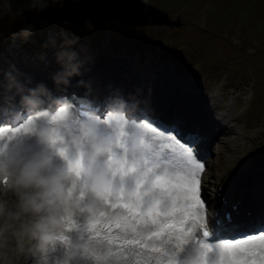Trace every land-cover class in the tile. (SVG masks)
Returning <instances> with one entry per match:
<instances>
[{
	"label": "rangeland",
	"instance_id": "obj_1",
	"mask_svg": "<svg viewBox=\"0 0 264 264\" xmlns=\"http://www.w3.org/2000/svg\"><path fill=\"white\" fill-rule=\"evenodd\" d=\"M62 1L0 0V35H4L2 39L0 37V61L6 63L5 68L0 67V71L3 69L13 77L16 76L15 72H20L21 78H24L22 81L25 82L35 76L39 68L48 69L58 65L70 67L72 71L83 70L93 73L97 67L99 69L98 62L100 65L101 61H105L108 64L107 68L114 75L125 72V67L130 66L145 69V77L156 75L157 79L167 78L170 85L168 91L174 87L180 89L186 79L192 85L189 91L196 98L198 97V100L204 94L210 97L203 115L215 120L218 115L226 116L228 111L229 115H232L230 120L227 118V122L238 131L231 133V136L220 135L219 139L212 143L214 154L209 161L214 166L211 168L207 189L213 194L216 183L213 186L210 182L221 169H226V165L229 166L226 163V155L233 153L236 145L239 149L243 148L245 144L241 137L256 132H263L264 136V114H262L264 112V0H189L190 3L186 0H145L161 4L169 11L172 19L179 18V23L172 31L167 27L165 32L163 28L159 31L156 28L160 26L159 24L145 25L152 27L143 30L157 36L159 34L153 48L137 45L130 47L127 42L115 38L119 20H106L102 30H95L86 25L87 19L48 21L39 13L41 9L57 6ZM207 1H211L212 4L209 6ZM179 11L181 14L177 16ZM79 13L77 11L74 14L81 15ZM59 15L63 14L55 11L54 16L59 17ZM63 21L67 22L65 24L71 28L70 31L64 27ZM119 28L122 27L118 25V30ZM79 29L82 30L80 38L76 33L80 31ZM169 31L171 32L167 36L172 35L173 38L178 34L183 39H187L188 33L189 40L182 41L183 45H180L181 52L178 57L166 55L167 46L174 48L163 38L164 33ZM34 32L42 41L41 47L31 39ZM9 37H11L10 41L5 42ZM124 46H127L132 53L130 54ZM72 51L74 53H71ZM154 58H158L159 62L152 60ZM17 61L26 62L27 66L21 67ZM32 70L33 74H31ZM8 81L9 79L2 80L0 76L2 88L8 84ZM249 81L250 84H246ZM190 92L186 90V94L182 96L183 100L188 94L192 96L189 98L190 101L195 98ZM195 104L197 107V101ZM235 138L236 140H233ZM262 143V141L258 142L257 147ZM248 144L250 142L246 143ZM245 153L246 156L250 154L249 150ZM258 155H264V150L256 149L252 152L245 159L246 165H240L242 158H239L234 166L229 168L236 171L240 165L234 176L235 183L236 179L239 181L236 175L241 177V173L238 172L249 168L259 169L260 174L264 176V159L260 162L253 160ZM226 176L227 180L224 177L225 182H222L224 185H228L233 180L228 170ZM257 179L263 181L262 177ZM239 182V186L243 185L242 181ZM15 209L16 205L13 206L12 211L14 212ZM20 251L17 241L12 239L9 244L11 263L24 264ZM120 262L122 261H118V264Z\"/></svg>",
	"mask_w": 264,
	"mask_h": 264
},
{
	"label": "bare ground",
	"instance_id": "obj_2",
	"mask_svg": "<svg viewBox=\"0 0 264 264\" xmlns=\"http://www.w3.org/2000/svg\"><path fill=\"white\" fill-rule=\"evenodd\" d=\"M136 12L145 13V14L148 13L147 15L149 17L161 18L160 13L155 12L150 8H147V10L142 11L141 9H139L138 6H136ZM20 65L25 66L26 64L24 62H21ZM20 69L22 70V68ZM15 73H16V77L18 78L22 77V74L20 72H15ZM77 73H78L77 71H72L68 73L66 71L65 76L73 77ZM3 75H4V71H0V76H2V80H3ZM103 78L105 81L112 82L116 77H113L111 74H107V75H103ZM9 79L10 81L8 82H12V86L16 88L18 86L16 79L12 76H9ZM2 87H3L2 83L0 82V88ZM185 94L186 91L183 92L178 91L177 93L173 94V96L175 97L174 102L177 100H181V102H179L178 105L176 106V109L179 106H181V103L184 101L182 96ZM152 96L154 98L156 94L152 92ZM30 99H32L31 100L32 102L37 101V98L35 97L34 98L31 97ZM193 101H196L195 98H193L190 102H187L186 104L187 109L191 107V103ZM174 102L170 105L168 112L165 113V117L168 118L169 120H179L183 117V114L173 111L172 108ZM152 104L153 106L160 108L157 101H154ZM194 107L197 108L195 105ZM113 118H116V116L113 115ZM117 118L120 121L125 122L123 118L121 117H117ZM199 118L201 120H204L205 116H201ZM36 122H37L36 120H31L29 122L30 125L27 126L25 132L19 134L10 135L11 132L8 131V129L1 127L0 135L6 132L8 133V135L0 139V153L4 157V159L7 160H10L11 158L14 157L19 158L20 165L19 167H17L19 171H21L26 165L33 164L38 166L40 174L43 178L48 179L49 181H53V180L60 181V186L62 187V195L64 199H62L61 201H59L61 198L57 200V204L59 205V207L55 208L53 213L54 215H56L57 219L61 221V224L59 226L54 227L55 232L66 231V233L60 234V236H62L61 241H63L64 243L65 241H67L68 235L73 234L71 240L69 241V245L72 248H74L75 255L82 257L88 262L96 260L97 257H104L105 256L104 250L106 247L111 246V244L113 246H116L115 245L116 241L121 242V240L125 238V235L118 230L119 226L118 228L114 226L115 223H117L118 225L127 224L129 228L132 227L130 221H127L126 217L112 218L109 220L108 223H104L100 226L96 224V222H98L97 219L98 212L100 210L108 211L107 207H109V205L101 203V201H103L104 198H108L111 200V197L115 196L116 197L115 204H117V202H125L122 199V197L127 195L128 197L127 202L131 203L133 200V194L137 193L138 189L136 191H131V190H133L136 187V183L140 179L141 175L147 177L152 172H156L157 175L153 178V183H155V181L157 180L165 181V182L171 180L172 183L175 185L177 181L183 184L184 177L189 171L192 170L190 167L186 165H178L175 162L166 158L157 159L152 155H146V154L137 155L133 157L132 165L129 166V167L132 166L133 168H137L136 172H129L127 176H123L118 179L116 178L114 182L115 183L117 182V186H113L110 183H105L104 184L105 190L96 193L94 195L87 194L89 190L85 189L84 182H86V185H90L92 187L93 185L100 184L97 182V180L112 181L109 180L110 178L109 170L111 169V165L109 162L112 160L109 158H104L105 166L99 165L100 159L97 154L92 155L93 151L91 150L90 144L84 138H82V136H78L72 132H69L67 135H65V139L59 140L58 144L60 145V147L54 148L53 146L48 145L45 142L36 143V138L33 135L37 133H34L33 129L30 130V127L32 125H35ZM213 123L218 124V126L220 125L229 126L226 123V116L223 114L218 115L216 119L210 124ZM223 130H224L223 127L220 126L219 130L213 133L217 134L218 132ZM131 132H132V137L123 135V137L120 138V141H125L127 139L133 142L136 141L141 136H143V135H139V136L137 135V133L139 134L141 133V129L139 128L136 129L132 128ZM105 134L108 133L105 132ZM209 135H211V133ZM13 136H15V138H13ZM24 137H25V141L22 142ZM61 147L64 149L65 154L68 155L69 158L72 160L73 167H75V161L81 159V153L83 154V159L87 161V163L89 157H91L92 160L95 162V165H92L90 170L87 171L83 170L84 175L86 177L85 181L84 179H79V178L74 181H71L69 179V174L72 173L73 171L70 170V168L68 167L65 157L61 156L60 154ZM120 154L122 155V153ZM123 158L124 156L122 155V159ZM145 166L147 167L146 170L144 171ZM162 169L163 171H161ZM238 174H240L241 176L245 174V178L244 180H242L243 185L241 184V186L245 187V191L242 192V194L240 195L241 202L245 207L252 209V214L247 215L243 210H239L236 211L234 215L236 221H240L243 219L245 220L246 218L249 219L256 218L249 225L250 228H256L257 226L261 225V223L264 222V212L262 211L264 207H261L263 205L262 201H264V176H262L259 172V169L256 170V168H249L247 170L238 172ZM203 177L204 180L207 179V176H205L204 174ZM236 177L239 178L237 175ZM261 177L263 179L262 182L257 179ZM13 179H15V174L13 175ZM236 183L239 184L240 182L237 181L236 179ZM121 186L123 187L118 188ZM141 186H142V182H141ZM27 190H28V194L30 195H34L38 191H44V189H38L36 187H32ZM2 195H3L2 191L0 190V197ZM180 199H183L182 195L180 194H178L176 197H173L172 202L169 204L167 208V211H163V212H161L160 208L157 207V204L155 203L154 210L157 212H161V215L163 217L175 218V220L180 222L182 225L188 226V222L191 221L190 207L188 208L184 204H179L177 206L176 201ZM243 200L245 203H243ZM64 201H66V203ZM212 204H215L214 201L212 202ZM220 205H223V203L220 202ZM113 207L115 209V206ZM199 212L202 213V207ZM180 213H182V215H180L179 218H177L178 214ZM169 220H173V219H169ZM106 236L111 237L110 242L106 241L105 239ZM141 240L150 242L149 244H162L163 242L166 241V240L163 241L164 238L162 236H156V235H153L151 237L144 236ZM138 244L141 245L139 240H138ZM34 246L38 247L37 241H35ZM234 246L235 245H231L229 250L224 254H220V256L223 259L228 258L229 255L231 254L232 247ZM249 247L253 249L264 248V241L253 242L249 245ZM139 248L141 249L142 252L145 253V256L141 259H145L148 264H154L153 261H149L151 256L150 253L145 249V247L140 246ZM159 251L161 252H159L158 255L164 256L165 253H170L173 252L174 250L170 249L169 247H166L165 250H159ZM34 254L36 256V261H37L39 258L37 255L41 254V252H38V254L36 253ZM62 258L65 261H67L68 264H80L76 261L74 255L70 257H62ZM116 259H117V254L114 253V257L112 258V261H115ZM170 260H174V259H170ZM174 261H175L174 263H169L167 260L163 262V264H176V260ZM42 262H43L42 264H55L50 255L43 256Z\"/></svg>",
	"mask_w": 264,
	"mask_h": 264
},
{
	"label": "snow or ice",
	"instance_id": "obj_3",
	"mask_svg": "<svg viewBox=\"0 0 264 264\" xmlns=\"http://www.w3.org/2000/svg\"><path fill=\"white\" fill-rule=\"evenodd\" d=\"M105 115L106 113H101L102 118ZM22 127L23 126L12 128L10 135L19 132L20 128ZM13 138H15V136H13ZM187 141L188 143L183 142V151L189 152L191 154L192 150L195 149V145L198 143V138L196 136H191L187 138ZM53 147H60V145L54 143ZM60 154L61 156L65 157L70 170H72L74 174L79 173V179L85 180L86 177L84 175L83 170L86 168V162L83 159V154L81 153V159L75 161V167H73L72 160L69 158L68 155L65 154L64 149L62 147L60 148ZM109 163L111 165L112 172L115 173V177L127 176L129 172L137 171V168H133L132 166L129 167L128 162L126 161L124 168L120 171H117V169L119 168L118 164L112 163V161H110ZM146 167L147 166H145L144 171L146 170ZM189 167L192 170L189 171L184 177L183 184L177 181L174 185L171 180L167 182L157 180L155 181V183H153V178L157 175V173L152 172L147 177L141 175L140 179L136 183V187L131 190L136 191L138 189L137 195L131 203L127 202V195L122 197L125 202L122 204H118L116 211L113 212L112 215L114 216L119 213L126 217L127 221H130L132 226L131 228H129L127 224H121L118 228V230L125 235V238L127 239L129 245H134L138 241L136 230L152 232L154 229H158L161 223L165 222V218L161 215V212L167 211V208L172 202L173 197H176L178 194L182 195L183 199L176 201L177 206L179 204H184L186 207L188 205H192L195 207L196 212H199L202 206L207 207L212 203L211 197L210 195H208V190L204 187V177L203 172L201 171L203 165L197 163L195 165H189ZM161 171H163V169ZM109 180H112L114 183L112 175ZM122 187L123 186L118 188ZM111 200L112 203H116L115 196L111 197ZM103 202L104 201H101V203ZM153 203L157 204V207L160 208L161 212L150 210V206ZM109 207H111V205H109ZM146 210L148 211L146 212ZM180 215H182V213L178 214L177 218H179ZM195 223V220L189 221L188 226L184 229V231L186 232L188 228H190ZM201 232L204 237H208L210 235L209 231L207 230H198L195 233L184 237V245L192 240H196L199 244H201ZM155 234L156 236L162 235L165 240L168 239V233H161L159 231H156ZM258 241H264V232L246 234L244 240H238L235 242L231 240H226V244L235 245L234 247H232L227 264H264V248L253 249L249 247L251 243ZM171 242L175 244L176 237H172ZM206 247L209 250L213 248L211 244H207ZM219 247V244L215 246V248ZM201 250L203 251V249Z\"/></svg>",
	"mask_w": 264,
	"mask_h": 264
},
{
	"label": "clouds",
	"instance_id": "obj_4",
	"mask_svg": "<svg viewBox=\"0 0 264 264\" xmlns=\"http://www.w3.org/2000/svg\"><path fill=\"white\" fill-rule=\"evenodd\" d=\"M66 111L67 109H62L56 115ZM55 118V116L49 117L51 121ZM33 132L37 133L41 140H48L49 127H41L36 122ZM6 177L10 181L9 187L17 190L36 187L44 191H38L34 195L21 192L18 210L14 212L8 210L5 203L0 202V264H11L9 244L12 239L17 241L20 249L23 248L26 240L38 239L39 247L44 250L54 242V236L50 234L51 229L61 224L53 214L55 208L59 207L57 200L62 194L59 180L49 181L43 178L38 166L33 164L26 165L14 180L11 174L0 169V184ZM29 216L34 219H27Z\"/></svg>",
	"mask_w": 264,
	"mask_h": 264
},
{
	"label": "water",
	"instance_id": "obj_5",
	"mask_svg": "<svg viewBox=\"0 0 264 264\" xmlns=\"http://www.w3.org/2000/svg\"><path fill=\"white\" fill-rule=\"evenodd\" d=\"M133 1H139V0H133ZM75 5L79 7L81 10H88L87 14L91 16V11L94 6L96 7L99 4L103 5H109L112 9V11L119 16L120 18L127 17L128 14L131 13L132 10H135L136 7L133 4H124L121 3L120 0H64V6L65 5ZM100 6V5H99ZM148 7L151 5H147Z\"/></svg>",
	"mask_w": 264,
	"mask_h": 264
}]
</instances>
